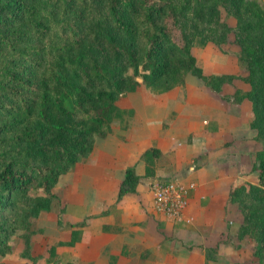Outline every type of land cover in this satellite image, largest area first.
<instances>
[{
  "label": "trees",
  "instance_id": "16d2710c",
  "mask_svg": "<svg viewBox=\"0 0 264 264\" xmlns=\"http://www.w3.org/2000/svg\"><path fill=\"white\" fill-rule=\"evenodd\" d=\"M221 10L236 20L234 28L221 20ZM231 31L248 74H205L192 47L220 46ZM189 75L216 92L237 78L250 86L244 95L224 99L251 103L250 126L263 141L252 169L258 183L234 186L229 201L243 214L240 235L250 236L253 255L264 264L259 0H0V256L10 253L9 239L27 230L31 217L50 209L60 175L86 159L95 139L110 131L123 113L117 104L122 95L141 83L156 93L168 91ZM160 154L154 147L142 154L146 177L155 178ZM139 179L134 168L126 169L119 196L135 191Z\"/></svg>",
  "mask_w": 264,
  "mask_h": 264
},
{
  "label": "crops",
  "instance_id": "0c3cea01",
  "mask_svg": "<svg viewBox=\"0 0 264 264\" xmlns=\"http://www.w3.org/2000/svg\"><path fill=\"white\" fill-rule=\"evenodd\" d=\"M193 55L205 74L240 73L234 55L209 45L201 58ZM227 88L216 93L187 77L168 91L141 83L122 95L118 108L128 115L116 117L86 159L58 178L50 209L40 213V231L31 238V256L42 255L41 264H109L111 258L115 264H259L251 242L238 237L242 219L229 193L238 184L258 183L252 169L261 145L250 126V101L224 99L232 94ZM150 147L161 152L155 177L187 188L190 223L153 210L141 159ZM128 168L139 184L119 196Z\"/></svg>",
  "mask_w": 264,
  "mask_h": 264
},
{
  "label": "rangeland",
  "instance_id": "374dc122",
  "mask_svg": "<svg viewBox=\"0 0 264 264\" xmlns=\"http://www.w3.org/2000/svg\"><path fill=\"white\" fill-rule=\"evenodd\" d=\"M259 2L264 4L263 0H259ZM221 20L225 24H227L230 28H234L235 25H236V20L232 16L227 15L223 10H221ZM208 45L211 46L212 49H215V50H217L219 52L222 51L225 54L234 55V57L236 58V61H237L238 69L240 71V73L235 74V75H239V76L244 77V76H246L248 74V72H247V70L245 68V65L238 59L239 55L241 53V46L238 43L235 42V36H234V33L232 31L228 33L227 42L226 43H223L222 45L218 46V45L214 44L213 42H208L204 46H194V47H192V53L201 58L203 50ZM15 64L18 65V66H21V67H23V66L25 67V65H23L21 63H15ZM24 71L28 75L36 74V72L33 71L29 67H25ZM188 77L196 78L193 75H189ZM235 80L239 81L240 83H243V84L247 85L248 89L246 91H243L242 89L237 88L235 86V84H234ZM224 85H227V87H228L227 89L230 92H232L231 95H224V96H232L233 98H234V96L244 95L250 89V86H249L248 83H246V82H244V81H242L241 79H238V78L237 79H233L230 83L223 84L222 88H221V91H223L222 89H223ZM216 93H220V92H216ZM224 96H223V98H224ZM128 113H129V111H126V113L125 112L122 113L121 116L123 114L124 115H128ZM252 118H253V116H252ZM256 140L260 143L261 148H262L263 147L262 146L263 145V141L261 139H257V138H256ZM241 184H244L246 186L256 185V184H252V183H241ZM39 193H41V192H37L36 190H31L30 191L31 195H35V194H39ZM237 207H238V205H237ZM238 211H239V209H238ZM41 212H43V211H41ZM40 213H39V215L37 217H31L29 219V226H28L27 230L17 231L15 234H13L11 236V238L8 241V244L10 245L11 251H10V253H8V254H6L4 256H0V264L23 263L24 259H26L24 261L25 264H41L42 263V258H43L42 255L34 257V256H31V254H30L31 238H32L33 235H35L36 233H38L40 231V228L38 227L39 226L38 225V218L40 216ZM240 215H241L240 216L241 219L243 220V214L241 212H240ZM240 236H243V237L240 238ZM238 237L240 239H243V238L244 239H248L249 240L248 242L254 243V241L250 238L249 235H243V234L240 235V233L238 232ZM251 243H250V251H252V253H253V246L251 245ZM255 261L257 263H259V264H263L257 258L255 259Z\"/></svg>",
  "mask_w": 264,
  "mask_h": 264
},
{
  "label": "built area",
  "instance_id": "2783aa9c",
  "mask_svg": "<svg viewBox=\"0 0 264 264\" xmlns=\"http://www.w3.org/2000/svg\"><path fill=\"white\" fill-rule=\"evenodd\" d=\"M153 210L174 222L190 223L186 217L187 188L175 179L153 178L149 182Z\"/></svg>",
  "mask_w": 264,
  "mask_h": 264
}]
</instances>
